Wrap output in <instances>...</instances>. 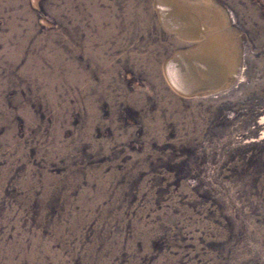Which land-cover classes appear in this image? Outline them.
Returning a JSON list of instances; mask_svg holds the SVG:
<instances>
[{"label": "rangeland", "instance_id": "374dc122", "mask_svg": "<svg viewBox=\"0 0 264 264\" xmlns=\"http://www.w3.org/2000/svg\"><path fill=\"white\" fill-rule=\"evenodd\" d=\"M0 264H264V0H0Z\"/></svg>", "mask_w": 264, "mask_h": 264}]
</instances>
